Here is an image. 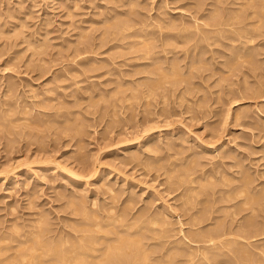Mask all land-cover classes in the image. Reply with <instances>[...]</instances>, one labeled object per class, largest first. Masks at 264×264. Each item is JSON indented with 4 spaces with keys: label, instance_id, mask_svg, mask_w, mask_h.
Masks as SVG:
<instances>
[{
    "label": "rangeland",
    "instance_id": "obj_1",
    "mask_svg": "<svg viewBox=\"0 0 264 264\" xmlns=\"http://www.w3.org/2000/svg\"><path fill=\"white\" fill-rule=\"evenodd\" d=\"M262 189L264 0H0V264H264Z\"/></svg>",
    "mask_w": 264,
    "mask_h": 264
},
{
    "label": "bare ground",
    "instance_id": "obj_2",
    "mask_svg": "<svg viewBox=\"0 0 264 264\" xmlns=\"http://www.w3.org/2000/svg\"><path fill=\"white\" fill-rule=\"evenodd\" d=\"M154 86H155V85H153V86H151V87H154ZM134 158H135V156H134ZM149 165H151V164H149ZM65 170H66V169H65ZM206 171H207V170H206ZM213 171H214V170H213ZM68 173L71 174L72 172H69V171H68ZM72 174H73V173H72ZM205 174H206V172H205ZM230 176H232V175H230ZM212 177H213V176H212ZM227 177H228V174H227ZM227 177H226V178H227ZM233 177H234V176H233ZM247 177H249V176H247ZM180 178H181V177H180ZM180 178H179V179H180ZM203 178H204V177H203ZM210 178H211V177H210ZM228 178H229V177H228ZM243 178L245 179V176H244ZM243 178H242V179H243ZM199 179H200V178H199ZM244 179H243V182L245 183ZM249 179H250V178H249ZM190 180H191V179H190ZM245 180L248 181L247 184H248V183L250 184L248 178H246ZM191 181H193V180H191ZM241 181H242V180H241ZM243 182H242V183H243ZM242 183H241V184H242ZM244 183H243V185L240 184V185L242 186L243 189H245V188L243 187V186H245ZM187 188H188V187H187ZM190 188H191V187H190ZM240 188H241V187H240ZM246 188H248V187H246ZM186 190H187V189H186ZM190 190H191V189H190ZM223 190H225V189H223ZM226 190H227V189H226ZM231 190H232V188H231ZM242 191H243V190H241V191H240L241 193H239V194H240V195H239L240 197H242L241 194L244 195V194H243L244 192H242ZM262 191H264V189H262ZM262 191H260V194H261ZM221 192H222V190H221ZM224 192H225V191H224ZM258 192H259V191H258ZM258 192H257V193H258ZM227 193H228V192H227ZM231 193H232V192H231ZM235 193H236V192H235ZM237 193H238V192H237ZM237 193L235 194V196L238 195ZM262 193H263V192H262ZM255 195H256V194H254V197H255ZM248 196H249V195H248ZM248 196L246 195V200H247ZM251 196H252V197H249L248 201H249L250 199H252V198L254 199L253 195H251ZM259 196H260V195H259ZM259 196H258V197H259ZM244 197H245V196H244ZM258 197H256V199H257ZM191 198H192V197H190V199H189V198L187 197L188 200H192ZM232 198H233V197H232ZM234 198H235V197H234ZM244 199H245V198H244ZM253 199H252V200H253ZM246 200H245V201H246ZM254 200H255V199H254ZM243 201H244V200H243ZM250 202H251V200H250ZM250 202H247L248 204H247V203H244V202H243V203H244V205H245V204L249 205ZM254 202H255V201H254ZM252 203H253V202H252ZM254 204H255V203H254ZM110 209H111V208H110ZM110 209H109V210H110ZM256 210H257V209H256ZM83 212H84V214L87 213V212H85V211H83ZM142 214H143V213H142ZM161 214H162V213H161ZM161 214H159V215H161ZM163 214H164V213H163ZM88 215H90V216H88V219H89V218L91 217V214H88ZM157 215H158V214H157ZM84 216H85V219H86L87 214H85ZM92 216H94V214H93ZM97 216H98V215H97ZM139 216H140V215H139ZM143 216H144V215H143ZM143 216H142V217H143ZM193 217H194V216H193ZM92 218L94 219V218H96V216H94V217H92ZM107 218H108L107 220H109V219L111 220L113 217H110V218L107 217ZM115 218H117V217L115 216ZM148 218H149V216H148ZM154 218H155V217H154ZM161 218H162V217H161ZM161 218H160L159 220H161ZM196 218H197V217H196ZM105 219H106V218H105ZM105 219H104V220H105ZM119 219H120V218H119ZM119 219H118V220H119ZM151 219H152V218H151ZM155 219H156V218H155ZM157 219H158V217H157ZM198 219H199V218H198ZM198 219H197V220H198ZM94 220H95V219H94ZM110 220H109V221H106V222H111ZM146 220H147V218H146ZM146 220H145V221H146ZM149 220H150V219H149ZM153 220H154V219H152V221H153ZM192 220H193V219H192ZM194 220H195V217H194ZM197 220L193 221L194 223H189V224H195V225L197 224V225H198V223H200L201 219H200V221H199L198 223L196 222ZM251 220H252V219H251ZM112 221H114V219H112ZM147 221H148V220H147ZM154 221H155V220H154ZM247 221H248V220H247ZM247 221H245V222L247 223ZM249 221H250V220H249ZM249 221H248V222H249ZM123 222H124V221H123ZM150 222H151V220H150ZM157 222H159V221L157 220ZM189 222H191V220H190ZM95 223L97 224L96 221H95ZM111 223H112V222H111ZM125 223H126V221H125ZM125 223H123V224H125ZM142 223H143V222H142ZM155 223H156V222H155ZM155 223H154V224H155ZM249 223H250V222H249ZM96 224L93 225V226H94V227H95V226H99V227H97V228L99 229V228H100V224H99V223H98L99 225H96ZM102 224H103V223H102ZM121 224H122V223H121ZM127 224L129 225V222H127ZM108 225H109V224H108ZM152 225H153V224H152ZM246 225L248 226V225H250V224H244L243 226H244V227H247ZM119 226H120V225H119ZM192 226H193V225H192ZM215 226L218 227V224H216ZM243 226L240 228V231H242V235H243V233H244L243 230H242V229H243ZM251 226H252V223H251ZM253 226H254V224H253ZM121 227H122V226H121ZM39 228H41V227H39ZM92 228H93V227H92ZM214 229H215V231H214ZM38 230H40V229H38ZM42 230H43V229H41V230L39 231V233H40ZM113 230H114V229H113ZM115 230H116V229H115ZM144 230L146 231V229H144ZM149 230H150V229H148V231H146V232H149ZM198 230H199V229H197V231H198ZM211 230H213L214 232H217V231H218L216 227L213 228V229H211ZM96 231H97V230H96ZM116 231H117V230H116ZM155 231H156V230H155ZM193 231L195 232V230H193ZM193 231H192V230H191V231L189 230V232H190L192 235L188 232V233L191 235V236H190V237H191V240H190V241H193V242H194V241H195V242H196V241H199L201 237H203V238H202V241L206 238L205 241H203V243H205L206 241H208V243H209L210 240H212V237H211V233H212V231H211V233H208V232H207L208 230H207V231H206L207 234H206V232L204 231V233H205L204 235H203V231H200V232H201L200 235H199L197 232H195V233H196V234H195ZM36 232H37V231H36ZM36 232H35V233H36ZM118 232H119V230H118ZM150 232H151V230H150ZM156 232H158V231H156ZM156 232H154V233L156 234ZM160 232H161V231H160ZM181 232H182V231H181ZM200 232H199V233H200ZM263 232H264V231H262V234H263ZM32 233H34V232H32ZM35 233H34L33 235H31V236H32V238L34 237V239L37 237V241H38V237H39L40 235H39L38 232H37L36 234H35ZM120 233H121V231H120ZM162 233H163V232H162ZM193 233H194V234H193ZM220 233H221V232H220ZM222 233H223V232H222ZM238 233H239V232H238ZM240 233H241V232H240ZM123 234H124V233H123ZM157 234H158V233H157ZM157 234H156L155 236H159V237H161L160 235H162V234H160V233H159L160 235H157ZM182 234H183V233H182ZM186 234H187V232H186ZM212 234H213V233H212ZM215 234H216V233H215ZM215 234H214V235H215ZM223 234H224V233H223ZM260 234H261V233H260ZM128 235H130V234H128ZM128 235H127V236H128ZM133 235H134V234H133ZM139 235H141V234H139ZM214 235H213V236H214ZM217 235H219V231H218ZM239 235H241V234H239ZM242 235H241V236H242ZM143 236H144V235H143ZM219 236H220V235H219ZM221 236H223V235H221ZM28 237H30V236H27V238H28ZM118 237H119V234H118ZM118 237H117V238H118ZM124 237H125V236H124ZM134 237H135V236H133V239H134ZM140 237H141V236H140ZM159 237H156V238H159ZM186 237H187V236H186ZM188 237H189V236H188ZM188 237H187V238H188ZM197 237H200V238H197ZM216 237H217V236H215V239H216ZM27 238H26V239H27ZM32 238H30V240H31ZM117 238H116V241H117ZM130 238L132 239V235H131ZM136 238H137V237H136ZM151 238H152V237H151ZM184 238H185V236H184ZM217 238H218V237H217ZM118 239H119V242H120V237H119ZM122 239H123V238H122ZM124 239H125V240H128V241H125V243H126V242L129 243V239H126V238H124ZM138 239L140 240L141 238H138ZM197 239H199V240H197ZM213 239H214V237H213ZM11 240L14 241V239H11ZM28 240H29V239H28ZM30 240H29V241H25L26 243H27V242H28V243L30 242L29 244L32 243V245H29V246H33L32 248L29 247L30 249H29L28 251H27V247H28L27 245H28V244H26L25 242L22 243V244L25 243L24 246H27V247H25V250H24V251H27V254H25V252L23 253V249H24V246H23V245H22L21 249L19 248V247L21 246L20 243H19V246H18V247L16 246V250L19 248V249L21 250V251L19 250L21 253L18 252V250H17L16 256H19V257H18L19 259L16 258V260H15V261H12V263H10V264H23V263L25 264L26 262H27V264H28V263L32 264L33 261H34L33 264H36L37 262H38V264H40V263H39L40 256H41V258H42V256H43L45 253H46V255H45L46 257H48V256L51 255V259L48 257V260H49V261H48V260L46 259V257H45L46 261H40L41 263L43 262L42 264H46V263H47V264H54V262H55V264H86V262H84L83 260H80V259H79V258L83 255L82 252H81V254H80V257H79V253H80L79 251L77 252V253H78V256H76V254H75L74 252H73V253H74L75 255H71V254H72V252H71L72 247H71V249L68 250V251L71 252V253H70V256H71V257L69 256V252H67V255H68L69 257L66 256V255L64 254V252L62 253L61 251H60L59 253H61L62 255H60L59 253H58V255H57L56 252H57L58 250L56 251V250L53 248V249L56 251V252H55V253H56V259H54V258H55V253H53L54 255L51 253V252H53L54 250H50V251H51V252H50V251H49V248H48V247H47V248L45 247V246H46L45 244H41V243H39V244H41V246H42V245L44 246V248H43V247H42V248H43L45 251H47V249H48V251H49V252H45L44 254H40V253H43V252H41L43 249L41 250V247H40L38 244H37V247L34 248L35 246L33 245V242H31ZM39 240H40V239H39ZM139 240H138V241H139ZM188 240H189V239H188ZM90 241H91V240H90ZM90 241H89V242H90ZM116 241L114 242V241L111 240V242H112V243H110L111 245H110L109 243H108L109 245H106V246H112V245L114 244L113 246L116 247V248L114 249V250H115V251H114L115 253H113V258H110V257H109V256L112 254L111 252H113V251H108V252H107L108 247H107V250H106V247H104L105 250H106V252L103 251L104 249H100V250H102L105 254H106V253L108 254V253L110 252V254H108V255L106 254V255H107L108 258H110L111 260H112V259H115L114 256H117V254H118L116 251H119V249L117 248V247H118V244H117V246H116ZM135 241H136V240H135ZM38 242H40V241H38ZM131 242L133 243L132 240H131ZM200 242H201V240H200ZM35 243H37V242H35ZM92 243H93V242H92ZM94 243H95V241H94ZM94 243H93V244H94ZM121 243H122V244H121ZM121 243H119V246H121V245L123 246V242H122V241H121ZM135 243H136V242H135ZM135 243H133V244H135ZM137 243H138V242H137ZM197 243H199V242H197ZM201 243H202V242H201ZM130 244H131V243H130ZM133 244H132V245H133ZM138 244H139V243H138ZM138 244H135V245H138ZM141 244H143V243H141ZM183 244H184V242L182 243V246H181V244H180L181 247L179 246V248L182 249ZM186 244H187V243H186ZM90 245H91V243H90ZM94 245H95V244H94ZM139 245H140V244H139ZM139 245H138V247L141 246V245H140V246H139ZM144 245H145V244H144ZM144 245H143V246H144ZM38 246H39V248H38ZM128 246H129V245H128ZM130 246H131V245H130ZM73 247H74V246H73ZM89 247H93V246H89ZM95 247H96V246H95ZM124 247H125V246H124ZM124 247H119V248H122V249H123ZM203 247H204V246H203ZM75 248H78V247L75 245ZM86 248H87V247H86ZM86 248L84 247V249H86ZM109 248H110V247H109ZM130 248H131V247H130ZM174 248H175V247H174ZM174 248H172V249L170 250V253H169L168 255H166L165 260H166V259H167V261L173 260L174 257H172V259H171L170 257L173 256V255L175 256L176 253H177L176 251H173ZM87 249H88V248H87ZM87 249H86V250H87ZM93 249H94V248H93ZM93 249L91 248V254H92V252H93V254H96V252L98 251V250H97L98 247H97V249H96L97 251H96L95 253H94V250H95V249H94V250H93ZM110 249H112V248H110ZM116 249H118V250H116ZM151 249H152V248H151ZM243 249H244V248H243ZM16 250H15V252H16ZM40 250H41V251H40ZM80 250H83V249H80ZM86 250H85V251H86ZM88 250H90V248H89ZM92 250H93V251H92ZM100 250H99V251H100ZM178 250H180V249H178ZM39 251H40V252H39ZM83 251H84V250H83ZM99 251H98V252H99ZM102 251H101V253L104 255V253H103ZM125 251H126L125 253H126L127 255H129V257H128V258H127V257H124V258L128 259V261H120L121 258H123L122 256H126V255L124 254V255H122L121 257H119L120 260H118V262H117L116 260H114L115 263L117 262L116 264H136V263L134 262V261H137V260H135V258H136V257L139 258L138 255H140V254H138V251H135V249H134L135 252L132 251V250H131L132 252H131V251H128V250H125ZM140 251H141V253H142V254L140 255V256H142V257H141L142 259H141L140 261L143 260V261H144V264H145V262L147 263V261H148V259H149V257L147 258V256H148L147 252H148V251L145 250L144 252H142L141 248H140ZM149 251H150V250H149ZM167 251H169V249H168ZM167 251H165V252H167ZM240 251H242V250H240ZM75 252H76V251H75ZM98 252H97V254H99ZM153 252H154V248H153ZM159 252H160V251H159ZM179 252H180V251H179ZM18 253H19V254H18ZM35 253H38V255H37L36 257L34 256V255H36ZM47 253H48V254H47ZM49 253H51V254H49ZM65 253H66V251H65ZM116 253H117V254H116ZM136 253H137V254H136ZM167 253H168V252H167ZM242 253H243V252H242ZM87 254H88V253H87ZM89 254H90V251H89ZM114 254H116V255H114ZM149 254H150V253H149ZM154 254H155V253H154ZM156 254H158V253L156 252ZM180 254H181V253H180ZM182 254H183V253H182ZM243 254H244V253H243ZM14 255H15V253H14ZM14 255H12V256H14ZM64 255H65V256H64ZM103 255H98L97 257H100V256L104 257L105 255H104V256H103ZM136 255H137V256H136ZM160 255H162V254H160ZM163 255H164V253H163ZM177 255H178V253H177ZM53 256H54V257H53ZM84 256H87V255H84ZM95 256H96V255H95ZM107 256H106V260H107ZM111 256H112V255H111ZM178 256H179V255H178ZM52 257H53V258H52ZM66 257H67V258H66ZM88 257H89V258H92V256H91V257H90V256H87V257H84V258H83V256H82L81 259L87 260L86 258H88ZM102 257H101V258H102ZM132 257H135V258L133 259ZM204 257L206 258V256H204ZM65 258H66V260H65ZM69 258H70V259H69ZM94 258L97 259L96 257H93V259H94ZM104 258H105V257H104ZM119 258H118V259H119ZM124 258H123V259H124ZM130 258H131L132 260H130ZM161 258H162V257H161ZM161 258H160V259H161ZM163 258H164V256H163ZM14 259H15V257H14ZM42 259L45 260V259H44V256H43ZM52 259H54V260H52ZM61 259H64V260H63L64 263H61V262H62ZM123 259H122V260H123ZM126 259H124V260H126ZM139 259H140V258H139ZM168 259H170V260H168ZM174 259H175V258H174ZM17 260H19V261H17ZM35 260H38V261L36 262ZM40 260H41V259H40ZM58 260H59V261L61 260V262H57ZM99 260H100V259H99ZM99 260H98V261L95 260V261L98 262L97 264H102V262L99 263ZM108 260H109V259H108ZM108 260H107V261H108ZM129 260H130V261H129ZM87 261H90V262H91L92 260H91V259H88ZM112 261H113V260H112ZM112 261H111V262H112ZM161 261H163V259H162ZM35 262H36V263H35ZM45 262H46V263H45ZM92 262H94V261H92ZM92 262H91L90 264H94V263H95V262H94V263H92ZM109 262H110V260H109ZM109 262H104V263H106V264H112L111 262H110V263H109ZM164 262H166V261H164ZM87 263H88V262H87ZM113 263H114V262H113ZM149 263H150V260H149ZM161 263H162V262H161ZM172 263H173V262H171V264H172ZM88 264H89V263H88ZM95 264H96V263H95ZM162 264H163V263H162ZM164 264H165V263H164ZM166 264H170V262H169V263L167 262Z\"/></svg>",
    "mask_w": 264,
    "mask_h": 264
}]
</instances>
